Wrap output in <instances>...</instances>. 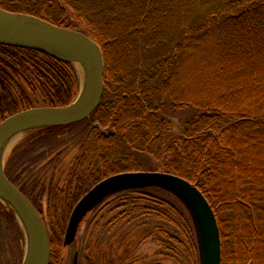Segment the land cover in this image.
<instances>
[{
	"label": "trees",
	"instance_id": "1",
	"mask_svg": "<svg viewBox=\"0 0 264 264\" xmlns=\"http://www.w3.org/2000/svg\"><path fill=\"white\" fill-rule=\"evenodd\" d=\"M0 5L85 32L101 45L105 57V91L90 117L39 129L24 144L60 138L68 129L84 124L98 179L145 170L141 157L155 156L158 171L189 179L209 200L220 229L222 264H264L260 263L264 193L255 150L264 145V81L259 67L264 55V0H0ZM211 34L230 50L226 58H237L235 63L250 70L209 97L179 92L177 72L193 46ZM240 88L250 90L249 96L235 100L233 94ZM78 93L72 63L0 43L3 99L16 100L23 109L40 99L44 105L68 104ZM167 104L193 111L183 133L172 140L174 123L163 114ZM78 170L74 203L85 193L81 184L87 172L82 167ZM145 189L110 195L139 193L146 200ZM33 202L50 229V264H58L72 211L68 210L64 222L50 223ZM167 205L171 212L179 210L174 203ZM3 207L0 201V211ZM156 209L150 204L133 207L171 220L168 210L157 214ZM161 232L166 240L157 241L169 244L168 232L164 228Z\"/></svg>",
	"mask_w": 264,
	"mask_h": 264
},
{
	"label": "rangeland",
	"instance_id": "2",
	"mask_svg": "<svg viewBox=\"0 0 264 264\" xmlns=\"http://www.w3.org/2000/svg\"><path fill=\"white\" fill-rule=\"evenodd\" d=\"M227 50L221 47L215 34L209 35L202 43H196L188 60L176 74L175 83L179 92L209 97L219 86L243 78L242 74L250 68L235 63L237 58H226L225 53L230 51ZM261 62L260 79L264 81V55ZM73 66L78 75L80 93L82 79L75 64ZM236 91L235 94L231 91L235 100L249 96L250 92L244 88ZM40 101L37 100L32 107L45 106ZM0 108L3 118L26 109L20 108L16 100L3 99L1 94ZM163 114L174 123L172 136H169L172 140L183 133L193 111L175 110L167 104ZM43 128L46 127L16 133L18 136L5 158V167L12 181L43 209L50 223L57 220L64 222L68 210L72 211L77 203L73 198L79 187L78 179L74 177V174H79L78 168L82 167L87 172L81 184L85 193L103 178L98 179V167L87 150L90 142L87 140L89 129L86 125L70 128L57 139L47 141L40 138L24 144L35 131ZM255 150L259 156L256 166L263 170L259 173V187L264 193V145ZM141 160L145 167L142 171L157 170L158 159L155 156L146 154ZM145 190L149 199L144 200L139 193L109 195L89 210L82 218L74 240L70 243L64 240L58 264H73L76 253L78 264H201L196 224L188 208L167 190L152 187ZM160 200L165 203H160ZM0 201L4 205L0 211V264H22L27 247L25 225L12 206ZM167 202L174 203L179 210L169 211ZM139 204H150L159 210L157 214L168 210L171 220L145 210L134 211L133 207ZM161 228L168 232L169 244L157 241V238L166 240L167 237ZM263 262L264 257L260 259V263Z\"/></svg>",
	"mask_w": 264,
	"mask_h": 264
},
{
	"label": "water",
	"instance_id": "3",
	"mask_svg": "<svg viewBox=\"0 0 264 264\" xmlns=\"http://www.w3.org/2000/svg\"><path fill=\"white\" fill-rule=\"evenodd\" d=\"M0 43L34 49L73 64L81 63L86 68L85 85L71 103L29 107L0 121V200L10 203L26 225L29 247L22 264H50L49 228L34 203L7 175L4 146L20 131L65 125L90 117L105 91L104 52L101 45L85 32L28 13L10 11L1 5ZM145 187L162 188L177 196L196 224L201 264H222L220 229L209 200L189 179L163 171L119 172L97 182L75 204L66 228L65 242L74 240L84 215L106 196ZM73 264H78V253Z\"/></svg>",
	"mask_w": 264,
	"mask_h": 264
},
{
	"label": "bare ground",
	"instance_id": "4",
	"mask_svg": "<svg viewBox=\"0 0 264 264\" xmlns=\"http://www.w3.org/2000/svg\"><path fill=\"white\" fill-rule=\"evenodd\" d=\"M75 66H76V69H77V71H78V73H79L81 79H82V83H83V85H82V89H83V87H84V85H85V82H86V79H85V78H86V68H85L84 65H82L81 63H75ZM17 134H18V133H17ZM17 134H15L13 137H11V138L6 142V144H5V146H4V151H3V158H4V159L6 158V156H7L8 152H9V150L11 149L12 144L15 142V140H16V138H17V136H18ZM4 203H6V204H8L9 206H11V204L8 203V202H4ZM15 212H16V211H15ZM16 214H17L18 218L23 222L21 216H20L17 212H16ZM23 224H24V222H23ZM24 225H25V224H24ZM25 228H26V225H25ZM26 231H27V228H26ZM28 247H29V237H28V232H27V247H26V252H25V253H27Z\"/></svg>",
	"mask_w": 264,
	"mask_h": 264
}]
</instances>
